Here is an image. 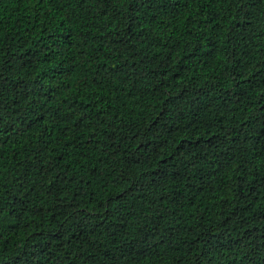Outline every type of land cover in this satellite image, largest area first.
<instances>
[{"label":"trees","instance_id":"trees-1","mask_svg":"<svg viewBox=\"0 0 264 264\" xmlns=\"http://www.w3.org/2000/svg\"><path fill=\"white\" fill-rule=\"evenodd\" d=\"M0 264H264V0H0Z\"/></svg>","mask_w":264,"mask_h":264}]
</instances>
